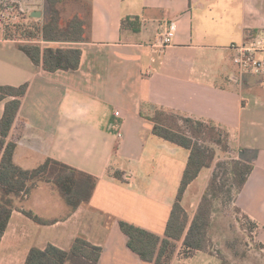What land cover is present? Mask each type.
<instances>
[{
    "label": "crops",
    "instance_id": "0c3cea01",
    "mask_svg": "<svg viewBox=\"0 0 264 264\" xmlns=\"http://www.w3.org/2000/svg\"><path fill=\"white\" fill-rule=\"evenodd\" d=\"M91 1L88 42L58 43L82 50L76 71L47 72L18 42L0 39V86L29 85L8 137L18 144L17 164L32 169L53 159L98 179L90 203L75 212L58 193L29 205L31 194L21 209L57 223L31 227L15 210L0 264H24L33 247L69 250L80 235L102 248L98 264H151L128 247L119 221L163 236L190 155L153 134L147 117L155 110L215 124L229 137L231 158L253 166L235 205L264 246V77L240 74L231 50L264 33V0ZM125 17L140 18L139 34L122 31ZM170 21L176 34L164 46L160 34ZM213 170L186 190L182 204L191 219ZM43 230L62 234L42 239ZM207 256L219 259L203 252L186 258L181 244L172 264H207Z\"/></svg>",
    "mask_w": 264,
    "mask_h": 264
},
{
    "label": "trees",
    "instance_id": "16d2710c",
    "mask_svg": "<svg viewBox=\"0 0 264 264\" xmlns=\"http://www.w3.org/2000/svg\"><path fill=\"white\" fill-rule=\"evenodd\" d=\"M48 16L42 24L31 28L24 25H3L0 23V39L16 41L18 48L43 70L76 71L79 69L82 50L77 47H61L58 43L88 42L90 25L80 15L64 22L60 10L62 0H46ZM139 34L142 23L139 17H125L122 31ZM28 84L18 87L0 86V102L6 101L0 122V245L8 230L16 201L26 200L40 183L52 185L72 212L90 203L98 179L73 167L47 159L36 168L25 169L17 164L15 157L18 144L8 141L13 124L18 116L22 99L28 91ZM153 134L190 152L179 192L171 210L163 236L126 221H119L122 232L128 238V247L144 262L151 264H172L182 244L186 258L196 252L212 254L210 250V228L218 201L236 203L237 197L246 185L253 166L237 159L217 161V149L224 153L230 150L229 137L213 123L185 117L176 113L155 110L152 117ZM213 168L209 185L201 198L197 211L191 219L182 202L187 188L204 169ZM114 176L124 181V174ZM236 206V205H235ZM236 210H240L236 207ZM25 216L36 224L50 226L57 221H47L33 211L21 209ZM245 217V216H244ZM250 229H253L251 221ZM264 250V246L258 245ZM102 248L91 244L83 235L78 236L69 250L53 244L44 249L33 247L24 264H98ZM217 257L221 264H234L222 253Z\"/></svg>",
    "mask_w": 264,
    "mask_h": 264
},
{
    "label": "rangeland",
    "instance_id": "374dc122",
    "mask_svg": "<svg viewBox=\"0 0 264 264\" xmlns=\"http://www.w3.org/2000/svg\"><path fill=\"white\" fill-rule=\"evenodd\" d=\"M91 0H62L60 10L64 22H68L76 15H80L88 23ZM33 12H40L39 18L32 17ZM48 16V8L46 0H0V23L3 25H24L31 28L34 24H42ZM262 77V76H261ZM217 149V161H222L231 158V150L223 152L220 148ZM20 166L23 167L20 163ZM25 167V166H24ZM213 174V173H212ZM44 187L42 191H33L31 200L28 203L41 202L40 200L60 199L57 192L54 191L52 185L40 183ZM199 183L196 187H199ZM194 188L190 193L193 195ZM104 204L109 205V198ZM26 200L16 201L17 211L24 207ZM113 202L111 201V205ZM110 205V206H111ZM113 207V206H112ZM191 216V215H190ZM31 227L35 226L34 222H29ZM61 230H43L40 238L52 237L61 235ZM210 250L213 255L217 256L218 253L226 255L234 264H264V250L258 247L257 242L254 240V235L250 229L249 222L245 219L233 202L216 203V209L213 216V223L210 228ZM207 264H221L220 260L210 258Z\"/></svg>",
    "mask_w": 264,
    "mask_h": 264
},
{
    "label": "built area",
    "instance_id": "2783aa9c",
    "mask_svg": "<svg viewBox=\"0 0 264 264\" xmlns=\"http://www.w3.org/2000/svg\"><path fill=\"white\" fill-rule=\"evenodd\" d=\"M176 34L174 21L166 23L162 27L160 43L167 46L172 43ZM233 51V63L240 74H251L264 77V33L250 37L243 44L231 46ZM119 115V112L116 113ZM128 183H133L134 176L125 177Z\"/></svg>",
    "mask_w": 264,
    "mask_h": 264
},
{
    "label": "water",
    "instance_id": "95a60500",
    "mask_svg": "<svg viewBox=\"0 0 264 264\" xmlns=\"http://www.w3.org/2000/svg\"><path fill=\"white\" fill-rule=\"evenodd\" d=\"M40 16H41L40 12H33L32 13V17H34V18H39Z\"/></svg>",
    "mask_w": 264,
    "mask_h": 264
}]
</instances>
